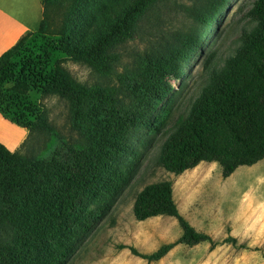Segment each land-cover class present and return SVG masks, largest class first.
<instances>
[{
	"label": "trees",
	"instance_id": "trees-1",
	"mask_svg": "<svg viewBox=\"0 0 264 264\" xmlns=\"http://www.w3.org/2000/svg\"><path fill=\"white\" fill-rule=\"evenodd\" d=\"M82 1L42 0L37 32L43 43H30L32 33L26 32L0 55V115L49 139L45 157L11 152L0 143V264H62L126 184L134 136L169 95V80L182 77L228 0H200L189 13V31L140 56L118 86L83 85L57 61L51 64V55L61 53L109 75L120 60L118 48L138 36L142 20L162 0L104 2L81 32L73 10ZM58 9L63 12L56 21ZM245 17L253 25L242 27L238 47L223 63L215 64L211 52L202 65V89L160 148L157 165L171 174L205 162L216 163L227 178L264 159V0H254ZM33 91L65 103L69 139L55 129L45 108L34 105ZM131 210L136 221L172 217L181 231L151 254L130 248L147 262L178 244H217L179 214L168 181L145 185Z\"/></svg>",
	"mask_w": 264,
	"mask_h": 264
},
{
	"label": "rangeland",
	"instance_id": "rangeland-1",
	"mask_svg": "<svg viewBox=\"0 0 264 264\" xmlns=\"http://www.w3.org/2000/svg\"><path fill=\"white\" fill-rule=\"evenodd\" d=\"M109 1L83 0L75 6L73 20L78 29L85 31L90 20L96 17L99 5ZM253 1L228 0L223 5L218 23L197 46L182 77L169 80V95L158 104L150 122L134 136L126 156L133 162L126 184L62 264H264V219L252 225H244L240 219L249 212L250 205L264 207V159L250 167L237 168L227 178L221 177L216 163L202 162L180 175L171 174L157 165L162 144L188 115L205 83L202 69L205 60L213 52L214 63H223L238 47L242 27L253 25L245 17ZM14 3L15 0H0V7ZM199 3L200 0L160 1L142 20L138 36L118 48L120 60L109 75L100 76L87 65L72 62L61 53H52L51 64L57 61L83 85L118 86L120 78L134 68L140 56L161 49L166 42L171 43L189 31V13ZM20 6L21 3L17 2L19 10ZM27 10L33 11V0ZM61 12L63 10L58 9L53 13L56 21ZM30 24L33 26L34 19ZM34 25L37 26V22ZM38 26L31 31L29 40L37 45L44 41L37 32ZM29 97L39 109L47 110L55 129L69 139L65 103L55 96L44 97L35 91L30 92ZM48 141L42 133H28L26 128L0 115V143L8 150L26 156L45 157L49 151ZM159 181L171 183L179 214L197 232L217 243L215 246L211 247L209 242L194 246L178 244L161 259L152 262L132 254L130 248L138 254H151L180 236L178 223L172 217L158 216L136 221L132 215L135 194L145 185ZM239 215V219H235ZM228 238H234L235 243ZM223 240L228 241L220 243Z\"/></svg>",
	"mask_w": 264,
	"mask_h": 264
},
{
	"label": "crops",
	"instance_id": "crops-1",
	"mask_svg": "<svg viewBox=\"0 0 264 264\" xmlns=\"http://www.w3.org/2000/svg\"><path fill=\"white\" fill-rule=\"evenodd\" d=\"M42 0H33V11H28L31 0H15V3L9 7H0V55L11 48L18 39L26 32H31L36 28L42 17ZM17 2L21 3V9L17 7ZM22 6L25 8L23 9ZM28 11V14H26ZM34 24L31 26V20ZM10 151V150H9ZM13 152V151H11ZM247 214H241L235 217L243 220L244 225L256 224L264 219V207L260 204L249 206Z\"/></svg>",
	"mask_w": 264,
	"mask_h": 264
}]
</instances>
